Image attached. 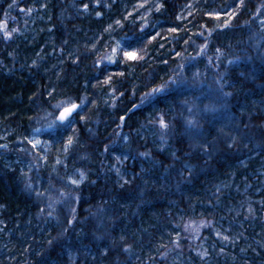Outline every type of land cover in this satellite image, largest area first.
I'll list each match as a JSON object with an SVG mask.
<instances>
[{
	"label": "trees",
	"instance_id": "1",
	"mask_svg": "<svg viewBox=\"0 0 264 264\" xmlns=\"http://www.w3.org/2000/svg\"><path fill=\"white\" fill-rule=\"evenodd\" d=\"M262 1L155 0L159 8L142 18L144 0H0V24L11 33L5 37L0 29V264H61L66 245L82 252L75 255L78 264H116L128 245L136 264H264V57L252 48L264 40ZM202 32L209 36L208 53L219 49L221 64L230 66L231 125L237 128L238 121L249 131L236 142L216 124L190 135L175 122L191 91L170 90L141 103L204 45ZM119 40L123 50L111 62L106 57ZM248 43L254 60L240 59L238 50ZM136 50L138 58L124 56ZM69 98L83 105L73 117L80 123L67 133L56 130L39 165L44 185L47 178L64 182L62 172L84 168L88 161L75 210L82 219L77 239L65 243L75 225L64 230L57 218L43 219L41 202L26 186L25 145L44 113ZM160 117L173 124L175 141L157 140ZM95 124L109 132L101 144ZM119 131L128 137L121 146L128 160L118 166V153L110 157L107 147ZM69 136L73 143L65 152ZM202 145L210 147L205 151ZM77 148L90 151L82 157ZM216 151L221 158L213 162ZM111 164L123 168L118 178L106 173ZM172 183L177 185L161 186ZM139 184L149 187L146 194L135 188ZM171 191L174 204L167 200ZM91 197L114 210L111 233L96 237L89 229L96 220L88 210ZM189 217L213 222L198 246L201 257L181 234Z\"/></svg>",
	"mask_w": 264,
	"mask_h": 264
},
{
	"label": "rangeland",
	"instance_id": "2",
	"mask_svg": "<svg viewBox=\"0 0 264 264\" xmlns=\"http://www.w3.org/2000/svg\"><path fill=\"white\" fill-rule=\"evenodd\" d=\"M156 4H159L158 2H155V0H144L142 3V6L140 7L142 11V18L149 16L150 11L152 9L159 8ZM188 8V6H187ZM260 10H264V0L260 3ZM4 25V28L2 31L7 30L6 24L2 23ZM262 24V22H261ZM248 28V27H246ZM8 31V30H7ZM249 31V29H248ZM9 32V31H8ZM205 32H202L198 35L200 39V43L204 44L199 46V49L197 50V53L193 56V54L187 58H185V61L180 65L179 70L177 71L176 75L172 78L173 80H177L180 82L177 85L172 86L167 91L163 92L166 93L170 90H187L191 91V96L186 99L190 100L188 102L182 101L180 105L179 112L177 113L175 122L183 127V129L192 131L190 132V135H197L200 131H203L208 127V123L214 125H219L220 129H224V132L228 135L230 138H232L231 141L236 142V140L239 137H242V135L246 134L247 130H244L239 125L238 121H235L237 128H233L231 125V119L229 118V108H230V102H232L233 95L231 92L227 89L226 85V77L230 73V66L226 62L225 65H222L220 61V52H217L216 54H210L208 53L207 46H209V36ZM121 45V48H118L116 53L110 54L112 57L111 62L115 61V58L117 57L115 54L120 53L119 50H123V41H118ZM264 40L261 39L257 46H253L252 48L255 49L259 55L264 57ZM198 47V43L196 44ZM207 45V46H206ZM117 48V47H114ZM251 44L248 43L247 45H244L241 49H239L240 59H246V60H254L250 57V52H252ZM136 53V58H138V50L134 51ZM127 58V57H126ZM203 61V62H200ZM226 93L230 95H225ZM162 93L157 94L156 96L160 95ZM155 96V97H156ZM153 99V98H152ZM148 102H143L144 104ZM55 105V104H54ZM48 113H53V116H49ZM58 114L56 110L53 108L51 110H48L44 113V115L41 117L40 121L38 122L35 129L40 128L42 129L40 133H32L30 138L28 140H39L40 143L36 146V148H33L31 144L26 142V160L28 162L30 173L28 174V178L26 180V186L27 190L32 193L34 196L37 195L38 192L44 193L43 195H37V199L42 204V209H44V212L42 213L43 219L48 218H57V222H59V226L62 227V229L67 230L70 227L75 225V229L72 230L70 238L65 241H76L78 230H77V221L82 219H78V215L74 212L73 209L76 210V207L79 205L80 197L79 194L83 193V188L81 189L82 185L85 181H83L78 186L72 185L69 182V177L73 179H79L78 170L82 171L86 178H87V169L86 167L88 161L84 162V168H78L76 170H73L72 173H61V176H67V180L64 182H56V181H50V179H42L45 184H41V178L39 175V165L44 163V159L46 158V154L50 151V148L52 146V142L54 140V135L56 134V130L54 129H48L46 126L47 124L54 118V115ZM232 116V115H231ZM232 119L233 116H232ZM192 120L194 121L198 127L192 128L188 125V121ZM85 121V120H84ZM78 120H73L72 127L67 128L65 133H67L69 130L74 129V124H77ZM80 123V122H79ZM78 123V124H79ZM153 123V121H151ZM166 123V122H165ZM84 128H86L87 125L81 123ZM152 125V124H151ZM167 128H162L159 124V121L156 123V129H157V137L158 141L161 145L163 143L168 141L170 139L175 141L174 137V126L172 123L167 124ZM252 131V129H249ZM221 131V130H220ZM90 132V131H89ZM233 134V135H231ZM223 137L225 135H222ZM111 139V140H110ZM106 140L105 143L108 142V150L109 152L118 153V155H114L115 161L117 165L120 164L124 165L125 161L128 160L127 156L123 154L121 150V146H125L128 142V137L125 133L122 131L115 132L112 134V137ZM225 142H231L228 140H224ZM103 144V143H102ZM121 144V145H120ZM78 155L85 157L87 155V152L90 151V149L85 148H77L76 149ZM98 164V162H96ZM64 168V167H63ZM180 174V173H179ZM189 174V173H188ZM188 174L184 177H181L178 179L182 180L185 179ZM85 180V179H84ZM174 180V179H173ZM31 184V187L28 185ZM177 183H172L167 186L165 184H162V187H174ZM154 187V186H153ZM136 189H143V195L146 194V190L149 189L146 185H137L135 187ZM64 191L68 195L61 197L60 192ZM94 194L98 193L99 191H90ZM49 204H51V208L49 207ZM44 205V207H43ZM115 210H118L115 207ZM84 211L86 209L84 208ZM92 211L91 216L95 218L96 220L93 221L94 225L89 227L91 231H97L96 237L102 236L104 233H111L112 225L114 223L113 217L114 210H110V207H107L106 205L97 202V207ZM51 212L52 215L49 216L48 213ZM87 219H91L90 217H86ZM72 220L73 223L69 224L68 221ZM213 230V222L212 219L209 217H189L186 220L183 221L182 227H181V234L185 242H190L193 244L195 248H197V256L201 257V252L198 250V246L201 245V241L203 239V235ZM93 232V233H95ZM215 232H217L215 230ZM62 238V233L59 234V239ZM65 239H67V236H64ZM52 241H54L52 239ZM74 244V243H70ZM66 251L63 252L67 256L64 257L63 262L61 264H78L77 258L75 255H81L82 252L79 250H75L72 247L70 248L68 245H66ZM61 252V251H58ZM135 253L130 250L129 245L127 246V250H125L123 253H121L117 258H115L113 261L116 264H136V261L134 259ZM84 257H81V259Z\"/></svg>",
	"mask_w": 264,
	"mask_h": 264
},
{
	"label": "snow or ice",
	"instance_id": "3",
	"mask_svg": "<svg viewBox=\"0 0 264 264\" xmlns=\"http://www.w3.org/2000/svg\"><path fill=\"white\" fill-rule=\"evenodd\" d=\"M13 2L15 3V0H13ZM240 3L242 4L243 0H240ZM83 7L86 9L88 7V5L85 4ZM97 15H99V13ZM262 23H264V22H262ZM3 28H4V25L0 24V29H3ZM171 31H175V29H171ZM4 35H5V37H9V36H11V33L8 32V31H4ZM153 39H154V37H153ZM118 48H121V45H120L119 42H117V48H113L112 52L116 53ZM217 52H219V49H217ZM177 55H179V53ZM124 56L127 57L128 59H135L136 58V53L134 51H125L124 52ZM106 58L109 59V60L112 59L111 56H108ZM179 83L180 82H178L177 80L170 79L168 82H165V83H163V84H161L159 86H156V87L152 88V90L150 92H147V93L144 94V97H143L141 103H143L145 101H150L157 94L167 91L169 88H171L174 85L178 86ZM49 95H51V93H49ZM225 95H230V94L226 93ZM80 107H81V105H79L76 102L72 101L71 98H69L66 101L58 102L57 104L52 105V108L54 110H56V112L58 114L54 115V118L47 124L46 127L48 129H54V130H57V131L60 130V129H64L66 131L67 128L72 127L74 114L75 115L79 114L77 112V109H79ZM133 107H136V106L134 105ZM48 115L49 116H53V113H48ZM80 118L82 120L84 119L83 116H81ZM120 119H121V121H123L125 119V117L121 116ZM187 123L192 128H197L198 127V125L192 120H189ZM159 124L161 125L162 128H167V125H166L163 117H160ZM41 130L42 129L37 128V129H34L33 131H34V133H40ZM61 135H62V133H61ZM28 143L31 144L33 148H36V146L40 143V141L39 140H28ZM72 143H73V138L71 136H69L68 139H67V143L65 145V148H64L65 152L67 151L68 146L71 145ZM4 147H6V145H4ZM201 147H203L205 149V151H207L210 146L209 145H202ZM141 155H144V153H141ZM57 163H60V161L57 160ZM78 174H79V177H80L79 179H73V178L69 177L70 184L78 186L79 184H81L84 181V179H86V176H85V174L82 171L78 170ZM28 186L31 187V184H29ZM43 194L44 193H41V192L37 193V195H43ZM60 195H61V197H63V196H66L68 194L65 193L64 191H61ZM51 206L52 205L49 204L50 208H51ZM72 211L74 213L75 209H73ZM48 215L51 216L52 213L49 212ZM68 223L72 224L73 221L69 220ZM121 239H123V237ZM225 239H227V237H225ZM125 250H127V249H125Z\"/></svg>",
	"mask_w": 264,
	"mask_h": 264
},
{
	"label": "bare ground",
	"instance_id": "4",
	"mask_svg": "<svg viewBox=\"0 0 264 264\" xmlns=\"http://www.w3.org/2000/svg\"><path fill=\"white\" fill-rule=\"evenodd\" d=\"M143 10L142 9H140L139 10V12H142ZM29 23V25H31V26H33V25H37V23L36 22H33V21H30V22H28ZM128 32H130V31H132L133 30V26L132 25H129L128 26ZM29 33H31L32 31L31 30H29L28 31ZM71 62V59H68V60H65L64 61V64L67 66L69 63ZM84 86L86 87V88H89V84H87V83H85L84 82ZM78 104V103H77ZM80 105V104H79ZM81 106H83V105H81ZM81 108V107H80ZM80 108H79V110H80ZM95 128H96V131H95V135H97V137L99 138V139H97V137H96V140L98 141V143L99 144H101V142L103 141L102 140V138H101V136H104V135H108L109 134V132L107 131V129L106 128H101V129H99L98 128V126L95 124ZM108 128V127H107ZM110 130H111V128H110ZM109 130V131H110ZM94 132V131H93ZM98 133V134H97ZM117 133V132H116ZM92 136V135H91ZM110 137H112L111 135H110ZM113 156V153H110V157H112ZM219 158H221V154L218 152V151H216V153L213 155V157H212V161L213 162H217L216 160L217 159H219ZM127 169H130L129 167H130V165H126L125 166ZM107 168V169H106ZM140 168V167H139ZM142 168H144V167H142L141 166V168L140 169H137L136 170V172H138L139 170H141ZM105 170H106V173L110 176V177H113V178H118L119 176H120V174L122 173V170H123V168H119L118 166H116V165H114V164H111V165H109L108 167L106 166L105 167ZM132 172V171H131ZM136 175L138 176L139 174L138 173H136ZM135 175V176H136ZM183 180V179H182ZM182 180H180V181H182ZM175 197H176V195H175V193H173V191H171L168 195H167V200H168V202L169 203H171V204H174L175 203V201H176V199H175ZM96 201H97V199H96V197H91L90 198V201H89V207H88V210L89 211H91V210H93V209H95L96 207H97V203H96ZM91 217V216H90ZM3 228V225L0 223V229H2ZM107 261L109 260V257H106L105 258Z\"/></svg>",
	"mask_w": 264,
	"mask_h": 264
},
{
	"label": "flooded vegetation",
	"instance_id": "5",
	"mask_svg": "<svg viewBox=\"0 0 264 264\" xmlns=\"http://www.w3.org/2000/svg\"><path fill=\"white\" fill-rule=\"evenodd\" d=\"M21 10H22V11H26V10H24V9H22V8H21ZM16 22H17V21H16ZM5 24H6V23H5ZM7 27H8V26H7V24H6V29H7ZM5 31H7V30H5ZM2 32L4 33V31H2Z\"/></svg>",
	"mask_w": 264,
	"mask_h": 264
},
{
	"label": "water",
	"instance_id": "6",
	"mask_svg": "<svg viewBox=\"0 0 264 264\" xmlns=\"http://www.w3.org/2000/svg\"><path fill=\"white\" fill-rule=\"evenodd\" d=\"M79 111V109H77V112ZM75 115V114H74Z\"/></svg>",
	"mask_w": 264,
	"mask_h": 264
}]
</instances>
